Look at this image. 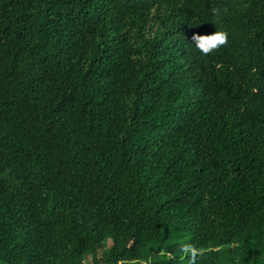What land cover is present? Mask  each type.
<instances>
[{
    "label": "trees",
    "instance_id": "obj_1",
    "mask_svg": "<svg viewBox=\"0 0 264 264\" xmlns=\"http://www.w3.org/2000/svg\"><path fill=\"white\" fill-rule=\"evenodd\" d=\"M87 255L264 264V0H0V264Z\"/></svg>",
    "mask_w": 264,
    "mask_h": 264
},
{
    "label": "clouds",
    "instance_id": "obj_2",
    "mask_svg": "<svg viewBox=\"0 0 264 264\" xmlns=\"http://www.w3.org/2000/svg\"><path fill=\"white\" fill-rule=\"evenodd\" d=\"M227 34L222 30H217L207 34H198L193 32L191 36L192 44L201 52L208 53L212 49L222 45L226 42ZM181 251L186 252L189 258H197L199 253L195 246L191 243L182 244Z\"/></svg>",
    "mask_w": 264,
    "mask_h": 264
},
{
    "label": "rangeland",
    "instance_id": "obj_3",
    "mask_svg": "<svg viewBox=\"0 0 264 264\" xmlns=\"http://www.w3.org/2000/svg\"><path fill=\"white\" fill-rule=\"evenodd\" d=\"M85 261H86V264H91V256L90 255H87L85 257Z\"/></svg>",
    "mask_w": 264,
    "mask_h": 264
}]
</instances>
